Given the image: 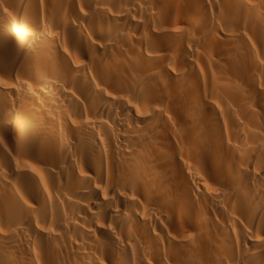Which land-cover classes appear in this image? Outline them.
<instances>
[{
	"label": "bare ground",
	"instance_id": "bare-ground-1",
	"mask_svg": "<svg viewBox=\"0 0 264 264\" xmlns=\"http://www.w3.org/2000/svg\"><path fill=\"white\" fill-rule=\"evenodd\" d=\"M0 264H264V0H0Z\"/></svg>",
	"mask_w": 264,
	"mask_h": 264
}]
</instances>
